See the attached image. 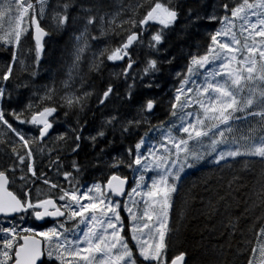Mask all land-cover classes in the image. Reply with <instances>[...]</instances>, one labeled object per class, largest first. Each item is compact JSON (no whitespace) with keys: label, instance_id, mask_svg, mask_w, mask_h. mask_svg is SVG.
Here are the masks:
<instances>
[{"label":"snow or ice","instance_id":"6c2138e0","mask_svg":"<svg viewBox=\"0 0 264 264\" xmlns=\"http://www.w3.org/2000/svg\"><path fill=\"white\" fill-rule=\"evenodd\" d=\"M112 7L107 11L96 0H56L55 4L0 0V49L10 54L0 73V146L8 148L13 159L11 165L0 167V264H186L184 251L168 259L172 238L180 230L170 225L169 216L186 178L206 166L221 173L232 170L238 158L245 159V168L249 159L259 158L264 164V136H256L252 128L246 134L233 128L248 118L259 117L264 124V0H194L193 4L128 0ZM46 17L50 20L47 27L42 26ZM181 21L182 30L202 36L203 43L187 53L185 69L175 73L179 86L167 100V119L152 124L164 100L141 95L131 119L109 114L94 135L83 136L87 121L81 124V116L91 96L96 95L98 106L104 108L114 96L131 103L138 94L137 77L145 89L160 87L154 78L163 74L175 56H150L142 68L135 66L145 47L159 53L166 33ZM69 30L67 79L59 82L60 87L55 76L48 83L36 84L48 40ZM29 40L33 47L27 52H34L31 64L21 58ZM102 40L103 47H93V42ZM113 40L118 42L113 45ZM86 60L89 73H99L105 61L126 62L114 73L126 84L124 94L111 81L99 94L85 91L84 76L76 88L74 74ZM14 66L20 73L27 72V79L22 80ZM13 80L20 82L9 89ZM20 89L30 93L27 103L20 104ZM61 110L65 120L74 118V126L53 136ZM10 119L31 125L36 134H26ZM142 127L145 131L134 144L109 157L114 146L107 139L109 129L114 136L118 131L123 141ZM85 140L93 149L107 141L96 154L94 167L111 171L106 182L96 180L87 187L80 180L83 166L76 159L66 166L61 155L66 151L79 155ZM45 151L49 168L65 183L44 178L41 172L47 192L36 188L33 196L28 174L37 176L36 155ZM53 154L55 159H51ZM121 168L129 170L131 178L117 174ZM221 180L222 176L214 184L210 175H203L191 181L178 223L218 218L211 229L206 228L225 241L218 246V264H239V256H244L243 264H264V172L259 190L242 199L240 215H234L233 208L241 203L235 195L247 187L243 178L233 174L226 184ZM122 211L127 213V226ZM28 217L44 223L51 218L54 223L24 226ZM241 221L248 222L246 230L253 238L233 249L232 239L245 233ZM129 232L135 252L127 239Z\"/></svg>","mask_w":264,"mask_h":264},{"label":"trees","instance_id":"16d2710c","mask_svg":"<svg viewBox=\"0 0 264 264\" xmlns=\"http://www.w3.org/2000/svg\"><path fill=\"white\" fill-rule=\"evenodd\" d=\"M98 4H103L105 10L112 11L114 7L118 6L121 3H127L128 0H96ZM50 3L55 4L56 0H50ZM194 0H186V4H193ZM50 23V20L46 17L42 22V26L47 27ZM183 21L175 26V30L168 31L166 33V40L161 47L159 53H153L147 47L140 52L139 55V63L135 66V69H140L144 66V61L148 57H156L157 55L163 59L164 57L175 56L176 59L173 61L171 65H165L163 74H157L154 78L155 83L159 84V88L145 89L143 85L140 83L139 77H137V95L131 103H124L123 101L117 99L115 96L112 98L111 102L107 105V107L101 108L97 104L96 95L91 96L88 101V109H86L85 113L81 116V124H84L87 121L86 126L83 129V136L87 137L89 135H94L96 129L99 127L103 119L109 114H118L121 119H131L135 116V109L137 101L141 98V95L144 97H162L163 100L167 101L173 93V89L176 87L177 82L179 81L175 77V73L179 71H183L185 69V65L187 63L186 56L189 51H195V45L197 43H203L202 36H193L189 33L182 30ZM93 34L98 35V33L94 32ZM71 35V30L55 33L52 39L48 40L46 45V55L42 58L40 64V74L36 77V84H44L48 83L52 76H55L57 81V87H60V81L67 79V70L68 63L65 50L69 48V37ZM47 39V38H46ZM147 40V36L145 37V41ZM118 41L113 40L112 43L115 45ZM105 41L102 40L100 42H93V47H103ZM29 47H33L31 41L26 42L25 46V56L21 57L25 59L29 64L32 63V58L34 57V52L29 54L27 49ZM10 60V54L0 49V73H2L5 65ZM126 62L113 64L111 62L105 61L102 70L99 73L92 72L89 73L87 71V60L81 65V70L78 74H74V86L76 88L80 87L79 77L84 76L86 78L87 86L85 87V91H94L99 94L104 88H106L107 84L111 81L114 83V87L118 93L122 96L124 94L126 84L123 78L116 79L114 73L120 71V69L124 66ZM51 69V71H50ZM134 69V70H135ZM14 70L21 76V79H27V72L20 73V70L14 66ZM20 81L13 80L11 83L7 85L9 89L13 87L15 83H19ZM131 79L128 80V83H131ZM144 83H148V78H145ZM63 94V93H61ZM19 102L20 104L27 103V98L30 93L25 89L19 90ZM16 106V105H13ZM118 110V112H117ZM167 111V102H164L160 107L157 108L156 114L151 118L152 124H157L159 120H166L165 112ZM252 111H259L258 108H253ZM59 123L56 124L55 130L52 132V135L55 136L60 132H66L72 126H74V118L69 117L67 120L64 118L63 110L60 111L58 116ZM10 122L13 123L14 127H19L26 134L35 135V130L31 125H18L16 122L10 119ZM242 125V129L238 127V125ZM234 128H239L245 134L247 133L249 128L254 129V134L256 136H264V124H261L260 118H248L244 119L241 122L233 125ZM145 129L142 127L138 130V134L126 137L123 141L121 140L120 134L117 131L115 136L112 131L109 129L107 132V139L114 141L113 148L109 149V157L113 154H118L123 151L125 146L134 144L140 135H143ZM239 135V133H237ZM107 141H100L97 144L95 149L92 148L91 144L88 141H82L81 151L79 155H72L70 151H66L65 153H61L62 162L64 165H68L72 159H76L84 168L80 180L82 185H86L88 183L95 182L99 180L100 182H106V178L111 174V171L104 168L94 167L96 164V154L99 152L100 147H105ZM56 154L51 156V159H55ZM49 155L47 151L43 154L36 155V168H37V176L30 177L29 175V183L30 181H35L39 184V179H43L40 176V173H44V178H49L53 182L65 183L63 178L61 180H54L52 178V174L56 173L54 168H49ZM13 163V159L11 158V154L8 148L4 146H0V167H7ZM65 170H69L67 167ZM26 171V170H25ZM195 171V170H190ZM123 170H119L117 174H122ZM264 172V164H261L259 158L249 159L247 162V168H245V159L238 158L236 162L232 164V170H225L222 173L219 169H213L211 166H206L200 169V171L195 172V175H189L186 178L185 187L181 191L179 196L174 197L175 199V207L170 212L169 222L173 228L179 227V233L174 235L172 238L173 247L170 248L168 252V259L170 260L172 256L178 255L180 251L186 252V264H218L217 257L220 255L218 246L220 244H224L225 241L220 239L218 236H212L207 229H211L213 224L218 222V218L213 220H205L204 217H200L198 220H187L182 223H178L180 221L179 210L182 206L184 199V192L191 187V181L198 180L203 175H210L212 177L213 183L215 184L217 178L222 176L223 180L220 181L222 184H226L227 180L232 177L233 174H238L243 178L244 184L247 186L246 189L242 190L239 194L235 195V200L241 202L239 207L233 208L234 215H240L243 210L242 199L245 196H248L250 193L256 192L260 188L261 181V173ZM21 173L19 171L16 172V176L18 177ZM127 175V174H126ZM62 177V176H60ZM18 182L14 185V189L18 188ZM197 192H202L203 190L200 188L196 189ZM222 194V193H221ZM199 200V196L197 197ZM199 207V204L196 205ZM259 213H257L258 215ZM3 219H0L2 221ZM26 226H36V221H31L26 219ZM5 226H7L5 224ZM25 226V224H24ZM249 224L246 221H241V228L245 230L244 236L241 237L237 234L232 239L233 249L238 247L242 241H246L248 239H252V233L247 231ZM228 259H232V254H227ZM239 264H243L244 256L237 257Z\"/></svg>","mask_w":264,"mask_h":264},{"label":"flooded vegetation","instance_id":"af4514ba","mask_svg":"<svg viewBox=\"0 0 264 264\" xmlns=\"http://www.w3.org/2000/svg\"><path fill=\"white\" fill-rule=\"evenodd\" d=\"M118 63H122V62H118ZM34 182V183H33ZM30 184H32V193H33V196H35L36 195V188H39L40 190H41V193H44V192H47V187L45 186V185H42V184H37L35 181H30ZM88 185H90V183H88V184H86V185H84L85 187H87ZM121 215H122V218H124L125 219V217H124V213H123V211H122V213H121ZM2 219V218H1ZM27 219H29V220H31V221H34V219L33 218H31V217H28ZM37 222V225H42L43 227H48V226H51L53 223H54V221L51 219V218H48V222L47 223H44V222H42V221H36ZM125 223H126V220H125ZM26 222H25V226H26ZM129 245H130V247H132L133 248V251L135 252V245H134V243H132V241L130 240L129 241ZM138 255V254H137Z\"/></svg>","mask_w":264,"mask_h":264},{"label":"rangeland","instance_id":"374dc122","mask_svg":"<svg viewBox=\"0 0 264 264\" xmlns=\"http://www.w3.org/2000/svg\"><path fill=\"white\" fill-rule=\"evenodd\" d=\"M179 86V81L177 82V85H176V87H178ZM175 87V88H176ZM175 88L173 89V92H174V90H175ZM164 102H167V101H165L164 100ZM155 115H157V114H155ZM167 119V118H166ZM238 127L239 128H241L242 129V125L241 124H239L238 125ZM233 128H234V126H233ZM154 135V134H153ZM120 170V169H119ZM121 170H123V172H122V174L123 175H126L127 174V176H129L130 178H131V176H132V173L129 171V170H127V169H124V168H121ZM119 172V171H118ZM111 175V174H110ZM121 175V174H120ZM52 178L56 181V180H61L62 179V177H60V176H57V174L56 173H53L52 174ZM39 184H42L43 185V183H42V179H39ZM93 183V182H92ZM92 183H90V185L92 184ZM101 183H103V182H101ZM89 186V185H88ZM125 215H124V217H125V220H126V226L128 225V221H127V213H125V212H123ZM127 239H128V241H130L131 240V233L129 232L128 234H127ZM132 241V240H131ZM132 243H134V245H135V242L134 241H132Z\"/></svg>","mask_w":264,"mask_h":264},{"label":"water","instance_id":"95a60500","mask_svg":"<svg viewBox=\"0 0 264 264\" xmlns=\"http://www.w3.org/2000/svg\"><path fill=\"white\" fill-rule=\"evenodd\" d=\"M3 218V217H0V219Z\"/></svg>","mask_w":264,"mask_h":264}]
</instances>
